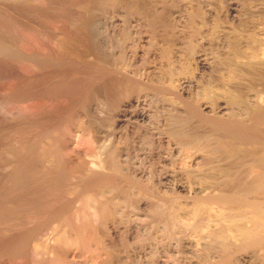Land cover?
Returning a JSON list of instances; mask_svg holds the SVG:
<instances>
[{
  "label": "rangeland",
  "instance_id": "374dc122",
  "mask_svg": "<svg viewBox=\"0 0 264 264\" xmlns=\"http://www.w3.org/2000/svg\"><path fill=\"white\" fill-rule=\"evenodd\" d=\"M103 1L105 5H102L100 0L94 2L93 0H86L82 4L86 7H83L84 10L81 9L84 12L80 10L85 16L79 11L81 5H76L79 8V12H77L76 6L70 2L64 7L65 10L63 8L60 12L58 9L60 10L61 6L57 11L54 8L51 9L54 13H51L48 9L41 10V8H39L41 12H38V9L35 7L34 10L33 6H28L30 11L27 8L23 12L27 17L32 18L36 12V14H40L34 18L40 17L44 12L46 17L51 14L54 16L53 14H57L55 12H59L63 15L66 14V16L67 14L70 15L67 16L68 19L78 20L80 16L83 20L89 19L87 21L89 26L87 24V26L82 25V20L77 21L75 32L79 30L77 32L79 34L76 33L79 36H76L75 40L67 38L64 41V48H61L64 52L63 57L68 61L75 62L74 65L71 62V66L75 68L74 70L81 68L80 70L83 72L91 74L92 68L90 65H94V62H96L93 66L94 70L96 64L102 65L103 68L99 67L100 71L102 74L105 73V76L101 75L103 77L100 78L99 69L95 70L96 75L98 74L97 76L94 75L95 82L98 81V85L95 83L98 91L93 90V92H90V98L84 101L87 102L81 103L82 106L85 105L77 113L84 109L85 112H81L84 114H76L85 115L87 122L93 126L96 135L94 147L99 148L98 150H101V148L114 149L122 171L129 178L132 177V181L141 178L142 183L146 182L145 184H148L149 181L147 182V180H151L150 183L154 184V188L156 187L154 192H150L153 193L152 197L144 195L147 197L143 196L141 198L140 196L139 198V196L132 195L135 196L133 198L129 195V200H125L127 202L121 203L116 208L108 223L111 237L115 243L114 248L116 246L114 254L117 251V255L115 256L121 260L126 256H132L133 260L135 258L136 260L137 258L140 259V257L144 260L148 257L146 259L151 261L155 257L153 254H158L155 257L157 259H154L156 261L151 262L161 264L158 258H161L160 260L163 262L167 257L164 255L166 253L171 254L173 251L174 255L171 254V256H174L175 264H216L217 261L212 262V260H217L222 255L224 259L228 260L232 257L231 264H264V247H261L262 245H260V249L257 246V249L254 246L242 249L243 246L241 247L240 243L231 242V246L235 248V251L230 249L225 251L220 245V241H217V244L212 241H210L212 244L209 242L210 239L206 237L205 227L188 226L179 220L173 227L174 229L172 228L171 232L168 231L170 232L168 234L165 230L162 232L161 221H164L163 218L160 216L161 221L158 220L156 217H159V215L154 213V210L152 211L154 203L157 205L166 198L170 199L169 195H172L171 199L178 207L176 208L180 210L178 215L184 219L187 216L186 208H183L185 205V207L188 205L190 207L197 199L209 200L223 192H230L231 190L233 192L240 189L243 184L246 186L254 182L252 181L254 176L252 175L251 164L254 159H251L253 158V152L248 151H252L249 144H246L248 147H245L244 143L239 144V142L233 141L234 144L237 143L236 145L239 144V146L233 145L231 147L233 143L231 144L230 138L226 137L227 134L225 133L228 131L226 129H223L224 133L221 137L225 136L227 138L226 140L223 138L225 141L230 140L228 146L230 145V149L233 150L232 154L236 152V155L227 154V157L225 155L226 158L221 157V154L224 155V153L219 156L216 155L219 151L214 147L216 144L212 145L215 139L210 141L212 142L209 144L211 148L206 146L205 149L202 144L207 145L209 140L213 139L212 134L220 131L217 128L216 120L219 119L218 124L223 120V122L228 121L229 123L231 121H233L232 123L243 121L248 125L251 115L256 110L264 108V56L260 54L261 49L264 47V0H110V3L109 0L107 2L106 0ZM91 4L93 5L90 6ZM6 5L8 6V2ZM70 5H73L72 8L70 7L71 11H69ZM88 5L92 10L87 7ZM85 9L89 10L85 13ZM72 10L75 12L73 11V13ZM12 11L10 10L11 15L17 14V17L22 14L21 8L18 10L21 13ZM32 12L35 13L31 15ZM48 12L49 15H46ZM88 12L91 14L89 15ZM29 21L32 23V20ZM90 22H95L94 26ZM42 29L45 32L44 28ZM43 31L40 34H44ZM81 40L84 41L81 42ZM91 60L92 62L95 61L92 63ZM104 65L108 68H105ZM2 67L0 66V68ZM2 69L4 70V68ZM110 69L119 70L118 72L121 73L120 78L117 75L118 72L113 73L115 71ZM5 74L1 70V84L4 79L3 84L9 79V75ZM104 79L108 80L105 81ZM115 80L116 82H114ZM122 80V85H120ZM101 82L104 83L102 87ZM106 83L107 85H105ZM138 84L141 88L137 86ZM103 86L111 88V91L109 88L107 89L109 90L110 101L111 99L114 101L112 105L104 104L106 106L103 107V105L101 110L103 103L99 102L101 100L98 98L100 97V88L98 87L104 88ZM121 86H123L122 89ZM95 92H99V95L96 96ZM93 94L95 95L93 96ZM208 118L210 120L216 118L213 120L216 125L211 123L213 121ZM243 122L241 124L244 125L239 124V127L245 128L247 126ZM212 124L213 126H211ZM261 128L262 126L259 127L260 130ZM211 131L214 132L211 133ZM221 131L220 133H222ZM231 131L229 129V136L232 133ZM259 133L260 137L264 139V132L260 131ZM213 136L217 137L215 134ZM198 137L199 140L206 138L204 139L205 142L201 140L198 145ZM222 138L220 139L222 140ZM195 140H197V143ZM224 144H227V142ZM240 145L241 149H244L243 151L239 148ZM234 147L239 148L241 152H238L239 149ZM213 149H216V152H212ZM234 149L237 151H234ZM210 151L215 157L211 156ZM242 155L243 157H241ZM231 156L234 158H231ZM228 174L233 175L234 178L231 177V179ZM238 176L244 180L245 178L247 180L251 178V183L239 179V184L237 182L238 178H236ZM234 179L236 180L234 181ZM84 181L85 179L82 178H74L70 181L69 186L77 187ZM234 188L237 189L234 190ZM229 189L230 191H227ZM164 192H167L166 195ZM167 194H169V197ZM128 197L125 199H128ZM131 199L133 200L131 201ZM129 201L135 203L134 208L130 206L131 202L127 204L128 207L126 206L125 203ZM203 212L200 217L204 220L199 219V217L197 220H200V222L198 223H203L207 219V210L206 213L205 210ZM202 220L203 222H201ZM158 222L161 225L157 224ZM44 230L47 231L43 228L44 233ZM112 230L114 231L112 232ZM43 232L42 234H44ZM139 236L141 238H138ZM227 241H225L226 245H228V242L230 243V241ZM213 244L220 245L219 247L222 249H218L219 247H215ZM165 246H168L167 248L170 251ZM237 249L238 251H236ZM214 255L216 257L213 259ZM130 257H126L124 260H129ZM74 258L75 264L95 263L86 254H80L79 256L76 254ZM226 259L225 261L230 262Z\"/></svg>",
  "mask_w": 264,
  "mask_h": 264
},
{
  "label": "bare ground",
  "instance_id": "6f19581e",
  "mask_svg": "<svg viewBox=\"0 0 264 264\" xmlns=\"http://www.w3.org/2000/svg\"><path fill=\"white\" fill-rule=\"evenodd\" d=\"M61 1L62 0H0V63H2L0 66H3L2 68H4V70L2 68L0 69L4 71V74L7 73L9 75V79L5 84H3L4 78V80L2 79V84L0 83V264H75L74 259L77 256L75 258L74 256L76 254H78V256L80 254H86L92 262H97V264H153L154 262L152 263L151 261H156L154 259H157L155 257L158 256V254H153L155 257L152 255L154 257L153 260H151L152 257L150 256L151 261L146 259L148 257L145 255L146 258L144 260L141 259V257L140 259L137 258L136 260L135 258L133 260L131 258L132 256H126L131 258L129 260H124L126 257H123V260H121L119 257L115 256L117 255V251L114 254L116 246L114 248L115 243L111 237V230L109 229L108 223L113 217L116 208L121 205V203L127 202L125 200H129V195H136V197L139 196V198L140 196L142 198L144 195L153 196V193L150 192H154L156 187L154 188V184L150 183L151 180H147V182L149 181L148 184H145L146 182L142 183L140 181L141 178H139V180L136 178L137 181H132L133 178H129L128 175L122 171L114 149L101 148V150H98L99 148H96V146L94 147L96 135L93 126L87 122L85 115V117L83 115H77L84 110L81 109L82 111L77 113V111L85 105L83 104L82 106L81 103H86L87 101H84L90 98L89 93L93 92V90L98 91V81L97 83L95 82L96 79L94 80V75H96L97 69L100 71L99 67H102V65L99 66L96 64L95 71L93 66L96 62H94V60V65L89 64L92 68V73L90 74L88 72H83L80 70L81 68L74 70L75 68L71 66L72 61L69 60V62L68 59L63 57L64 52L61 48H64V41L67 38L75 40L79 36L77 35L79 34L77 33L79 30L75 32L77 21L82 20V25L87 24L89 26V22H87L89 19L87 18V20L84 18L85 20H83L81 16H77L79 17L78 20H74L73 18L68 19L67 16L70 15L67 14L66 16V14L63 15V13H59L69 2L73 3L74 6L78 4L81 5L82 7L80 6V9L78 8L79 5L75 7L77 8L76 11L79 12L85 6L82 4L86 0ZM94 1L95 0H93V2ZM100 1H102V5H105L103 0ZM7 2L8 6L6 5ZM108 2L110 3V0ZM73 5H70L69 8H72ZM92 5L93 4L90 6ZM100 5L97 4V6L101 7ZM9 6L14 8H9ZM28 6H33V9L36 7L38 12L40 11L39 8H41V10L48 9L50 11L53 8L57 11L60 6L61 8L60 10L58 9L59 12H55L57 14H53L54 16L51 14L52 12L54 13V11H51V15L47 17L44 12L40 17L34 18L40 13L36 14L37 12H32L31 15H33V13L36 14H34L32 18L27 17L23 12L26 11ZM90 6L88 5L87 7ZM20 8L22 9L21 15L19 14L21 11H18ZM71 8L69 11H71ZM90 9L92 10L91 7ZM10 10H13L14 13L18 11V15L20 16L17 17V14L11 15ZM74 10H72V12ZM88 10L89 9H85V13ZM91 10L90 12H92ZM90 12H88L89 15L91 14ZM46 15H49V12L48 14L46 13ZM29 20H32V23ZM94 23H92V25ZM42 28H44L45 32ZM42 31L44 34H40ZM83 41L81 40V42ZM260 54L264 56V47L261 49ZM74 63L72 62V65H74ZM105 68H108V66ZM88 71L90 72V69ZM107 72L109 71L107 70ZM100 73V78L103 77L101 75L105 76V73L102 74L101 71ZM118 73L117 75L119 77L121 73ZM104 80L107 81L108 79ZM123 80L120 85H122ZM124 81H126V79ZM114 82H116V80ZM107 83L105 85H107ZM124 83L128 84L127 82ZM102 85H104V83L102 84L101 82V87ZM137 86H139V84ZM101 87H98L100 88V93H95L96 96L98 93L100 94L98 98L101 100L99 102L103 103L102 105L100 104L102 110L106 105H112L114 100L111 99L110 101L109 90L111 88L108 86H103L104 88ZM122 87L123 86L120 88L122 89ZM107 88H109V90ZM120 94L122 96V93ZM94 95L95 94H93V96ZM218 120H216L217 128H219L220 131L222 130V133L217 130L219 136L218 132L213 133L214 131H211V133L217 135V137L212 134V139L210 137L211 133L210 135L207 134L211 140H209L206 135L209 142L207 140V145L202 144L203 147L206 149L207 146L208 148L209 144L212 143L210 141L215 139L212 145L214 146V144H216L214 147L219 151L216 155L219 156L221 153H224V155L221 154V157H225V155L227 157V154H232L233 150L230 148L233 147V145L239 146L240 143H244L245 147H248L246 144H249L252 151H248L253 152V158L251 159H254L252 160L253 162L251 161L253 170L252 175L254 176V178L252 177L254 179H252V181L254 182L252 184H248L247 182L248 185L245 184L246 187L243 181L247 179L244 177L245 180L242 178L243 183H241L243 186L240 185L241 187L239 186L240 189L238 190L234 188L236 191L232 192V190L230 191L229 189L227 191L230 192H223L209 200L197 199L190 207L189 205L185 207V205L183 208H186L187 216L184 217V219L182 216L178 215L180 210L177 209L178 207L171 199L172 195L169 194H167V196L169 195L170 199L166 198V200H162L157 205L154 203L156 206L154 205L152 211L154 210V213L159 215V217L155 215L158 220L161 221L160 216L163 218L162 220H164L161 221L162 232L163 230L166 232L170 230L171 232L172 228L175 227L179 220L188 226L193 225L198 228L205 227V233H207L206 237L210 239L209 242L212 241L216 243L220 241L221 244H218H220L225 251H229V249L232 251L235 249L231 246V242L240 243V246H243L242 249H244V247L251 248V246H254V248L257 246V248L260 249L264 247V139L260 137L259 132H264V108L256 110L251 115L248 120L249 126L242 121L247 125L245 128L242 127L244 125L241 124L242 122L232 123L233 121H231L229 123L228 121L223 122L222 120L220 121L222 124H218ZM211 123L214 124L215 122L213 121ZM216 123L214 125H216ZM213 124L211 126H213ZM239 124L246 130L244 131L239 127ZM261 126L262 128L260 130L259 127ZM215 127L213 128L216 129ZM206 129L210 130L208 128ZM223 129H226V131H229V129L232 130L230 136L228 135L230 132L227 131V133H225L227 134L226 137L230 138L231 144L233 141L239 142V144L236 145L237 143H233L231 147L230 145L228 146V144H230L228 141L230 140L225 141L227 138L224 136L223 138H225V140H223L221 137L224 133ZM240 129L242 130L239 131ZM201 136L199 137L201 138ZM199 137L198 143L197 140H195L198 145L201 140L206 139L199 140ZM220 138H222V140ZM226 142L227 144H224ZM213 146L212 148H214ZM239 148L241 149V145ZM216 149L211 151L216 152ZM240 149L238 152H241ZM241 150L243 151L244 149ZM234 151L237 150L234 149ZM234 153L232 155L237 154L236 152ZM239 155L237 156L240 158ZM211 156L215 157L213 153ZM232 157L233 156H231V158ZM241 157H243V155ZM227 168L229 169V167ZM227 168H225V170ZM220 170L222 169L220 168ZM229 176L230 178L233 177V175ZM74 178H82L85 179V181L77 187H70L69 183ZM236 178H238L237 182L239 183L240 177L238 176ZM235 180L236 179H234V181ZM250 180L247 181L250 182ZM165 193L167 192H164V194ZM147 196L144 197L146 198ZM127 197L128 199H125ZM132 197L135 198V196ZM132 200L133 199H131V201ZM131 201L125 203L127 207V204H130ZM131 203L134 204H131V207L135 206V203ZM204 210L205 213L207 210L209 216L207 215V219L205 218L206 220L203 222L204 218H201L200 215L204 213ZM198 218L203 219L201 222L204 224L198 223L200 222V220H197ZM157 224L160 223L158 222ZM43 228L47 229V231L44 230L46 234L42 231ZM138 229L140 230V228ZM113 231L114 230H112V232ZM42 232L44 234H42ZM170 232H168V234H170ZM168 236L167 238L170 237ZM124 237L123 239H125ZM155 237L153 238L155 239ZM138 238L141 237L139 236ZM153 238L152 240H154ZM227 240L230 241V243ZM225 241L228 242V245H230L232 249L230 246L226 245L227 243ZM148 242L150 243L149 240ZM155 242L157 243V241ZM212 242L210 243L212 244ZM216 244L213 245L215 247L220 246ZM260 245L262 246L260 247ZM227 246L229 247L228 249L226 248ZM241 247H239L240 250H242ZM220 248L221 247L218 249ZM168 249L169 248H167V250ZM236 251H238V249ZM172 252L171 254H173ZM171 254L166 253V255H164L165 257L167 256L166 259L162 262L160 260L161 258H158V261L161 262V264H175V259H173L174 256L172 257ZM215 255L212 257L213 259L216 257ZM221 257L219 256L217 260L214 259V261L212 259L209 260H212V262L217 261L216 264H231V261H233V259L231 260L232 257L230 258L231 261L225 258L230 262L225 261L223 255Z\"/></svg>",
  "mask_w": 264,
  "mask_h": 264
}]
</instances>
